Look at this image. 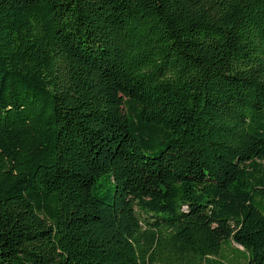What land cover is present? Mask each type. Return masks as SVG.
<instances>
[{
    "label": "trees",
    "instance_id": "16d2710c",
    "mask_svg": "<svg viewBox=\"0 0 264 264\" xmlns=\"http://www.w3.org/2000/svg\"><path fill=\"white\" fill-rule=\"evenodd\" d=\"M0 264H264V0H0Z\"/></svg>",
    "mask_w": 264,
    "mask_h": 264
},
{
    "label": "rangeland",
    "instance_id": "374dc122",
    "mask_svg": "<svg viewBox=\"0 0 264 264\" xmlns=\"http://www.w3.org/2000/svg\"><path fill=\"white\" fill-rule=\"evenodd\" d=\"M235 246V245H234ZM224 253L228 255V257L233 255V252L231 251V247L225 246L224 247Z\"/></svg>",
    "mask_w": 264,
    "mask_h": 264
}]
</instances>
